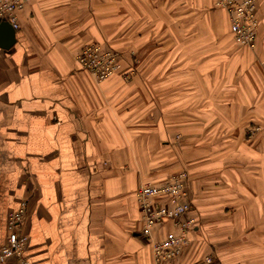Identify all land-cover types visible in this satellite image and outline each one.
Segmentation results:
<instances>
[{"label": "crops", "instance_id": "obj_1", "mask_svg": "<svg viewBox=\"0 0 264 264\" xmlns=\"http://www.w3.org/2000/svg\"><path fill=\"white\" fill-rule=\"evenodd\" d=\"M185 3L188 20L200 5L226 28L203 32L202 93H180L177 73L146 71L148 53L163 50L165 19L175 26L166 35H181V0H28L17 12L15 44L0 46V246L10 212L24 204L30 264H158L154 242L176 230L158 224L145 239L134 192L184 171L196 227L182 255L163 264H201L207 255L264 264V0H256L254 49L236 42L216 0ZM186 33L196 69V28ZM92 43L123 56L103 82L76 63ZM133 53L144 73L126 81ZM243 234L248 240L236 241Z\"/></svg>", "mask_w": 264, "mask_h": 264}, {"label": "built area", "instance_id": "obj_2", "mask_svg": "<svg viewBox=\"0 0 264 264\" xmlns=\"http://www.w3.org/2000/svg\"><path fill=\"white\" fill-rule=\"evenodd\" d=\"M28 0H0V23L8 22L14 30L19 29L17 12L25 7ZM216 6L225 10L230 30L236 42L249 49L256 47L259 23L256 17V0H216ZM121 52L105 44L92 43L85 46L76 56L79 68L90 72L98 82H103L117 74L122 65ZM134 71L124 74L126 81ZM260 131L259 126L248 129L253 137ZM189 175L181 172L173 175L162 185L141 184L136 192L142 217L141 235L151 241L153 228L158 224H170L176 232H170L160 241L154 242L153 253L156 263L175 261L189 245V233L196 220L190 215L193 210L189 200ZM26 207L10 212L8 217V237L0 246V264L15 257L18 264H30L25 250L27 237L20 232ZM201 264H222L214 255H207ZM245 264V263H241Z\"/></svg>", "mask_w": 264, "mask_h": 264}, {"label": "rangeland", "instance_id": "obj_3", "mask_svg": "<svg viewBox=\"0 0 264 264\" xmlns=\"http://www.w3.org/2000/svg\"><path fill=\"white\" fill-rule=\"evenodd\" d=\"M216 5V4H215ZM213 9L212 8H205L202 7L200 5H197V12H196V16L195 19L196 21H191L188 20V9H187V3H185V0H181V7H180V21H179V25L178 26L181 30V35L179 37H172L169 35H166L168 29L171 28H175V26H173L172 22L170 20H166L164 21V23L162 24L163 26V30L165 32V36L163 38H157V43L161 44V46L163 47V50H161L160 48H158L157 50H155V48H153L152 53H148L149 56V60L152 62L151 67H149L146 71H147V75L148 77H159L161 75H163L164 77H169L171 75H178L179 78V92L180 93H191V89L193 90V88L195 87L196 92L198 93H202V88L203 86L199 85L198 82H200L198 79H200L203 76V70L200 69L198 67L199 62H201L199 59L203 57V46L204 44H209L207 42V40H209L210 38L208 37H204L203 32L205 29L208 28H216V29H226L225 28V24H223V20L220 21L219 18L217 16H215L212 13ZM191 16V15H190ZM190 18V17H189ZM194 26V28H196V36H195V41H196V47L197 50H199V54L197 52V63L196 69H193V67L191 65H193V63L189 64L188 63V40L189 37L186 33V31L188 29H192ZM148 40H150L149 42L153 41V44L155 43L156 38L150 37L148 38ZM176 45L179 46L178 48V54H179V64L178 65H174V67L172 68V60H173V56H172V47ZM201 51V53H200ZM134 56H132L133 60H136V68L134 69V75L133 76H138L140 74V72L144 73L142 70L140 71L139 64L141 62L140 59V53H133ZM158 63L159 67L158 70L155 67V64ZM176 75V76H177ZM175 77V76H174ZM195 78L196 82L191 83V80L188 82V78ZM198 88H201L200 90H198ZM193 92V91H192ZM196 93V94H197ZM200 103H204L203 101H200ZM211 108H218L220 102L219 101H211ZM260 128V127H259ZM248 131V130H247ZM245 136L247 137H251L248 132L245 134ZM254 137V136H253ZM245 241L248 240V236L247 234H243L239 235L236 239V241L241 242V241Z\"/></svg>", "mask_w": 264, "mask_h": 264}, {"label": "water", "instance_id": "obj_4", "mask_svg": "<svg viewBox=\"0 0 264 264\" xmlns=\"http://www.w3.org/2000/svg\"><path fill=\"white\" fill-rule=\"evenodd\" d=\"M15 30L8 22L0 23V46L9 48L15 44Z\"/></svg>", "mask_w": 264, "mask_h": 264}, {"label": "trees", "instance_id": "obj_5", "mask_svg": "<svg viewBox=\"0 0 264 264\" xmlns=\"http://www.w3.org/2000/svg\"><path fill=\"white\" fill-rule=\"evenodd\" d=\"M98 44H101V43H98ZM122 62V61H121ZM195 227H196V225H195Z\"/></svg>", "mask_w": 264, "mask_h": 264}]
</instances>
